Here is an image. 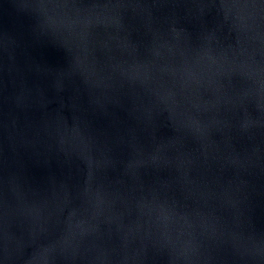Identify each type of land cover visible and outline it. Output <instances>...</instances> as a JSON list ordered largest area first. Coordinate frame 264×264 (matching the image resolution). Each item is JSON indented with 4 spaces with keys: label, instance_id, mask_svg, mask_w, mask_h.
Returning a JSON list of instances; mask_svg holds the SVG:
<instances>
[{
    "label": "water",
    "instance_id": "1",
    "mask_svg": "<svg viewBox=\"0 0 264 264\" xmlns=\"http://www.w3.org/2000/svg\"><path fill=\"white\" fill-rule=\"evenodd\" d=\"M0 264H264V0H0Z\"/></svg>",
    "mask_w": 264,
    "mask_h": 264
}]
</instances>
